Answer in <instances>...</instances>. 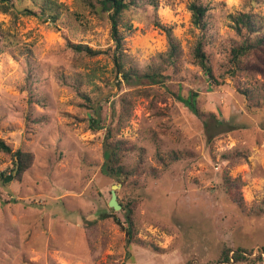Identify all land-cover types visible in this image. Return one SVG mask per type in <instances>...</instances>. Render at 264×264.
Segmentation results:
<instances>
[{
  "label": "rangeland",
  "instance_id": "obj_1",
  "mask_svg": "<svg viewBox=\"0 0 264 264\" xmlns=\"http://www.w3.org/2000/svg\"><path fill=\"white\" fill-rule=\"evenodd\" d=\"M98 1L0 0V138L34 157L17 179L0 151V264H213L223 243L252 250L238 264H264V212L253 211L264 199V47L244 57L245 69H228L243 37L231 17L249 12L264 24V0L131 4L117 23L122 66H157L161 82L118 72ZM191 3L207 7L206 27ZM199 40L217 82L195 62ZM192 90L198 114L179 99ZM108 125L133 146L124 164L138 171L126 180L101 171ZM226 175L240 178L241 204L226 195ZM118 182L117 197L136 201L129 242L108 206Z\"/></svg>",
  "mask_w": 264,
  "mask_h": 264
},
{
  "label": "trees",
  "instance_id": "obj_2",
  "mask_svg": "<svg viewBox=\"0 0 264 264\" xmlns=\"http://www.w3.org/2000/svg\"><path fill=\"white\" fill-rule=\"evenodd\" d=\"M98 2L100 4L101 10L107 12L108 18L111 22V36L114 41V50L118 52L117 54L114 52V62L115 66H117L118 72H121L122 77L126 80L134 76H143L144 78H149L154 82H161L165 76L161 74L160 69L157 66L150 67L149 69L141 72L142 74H139L136 70L124 69L122 66V36L117 29V23L119 22L120 18L123 17L125 11L129 9L130 5L134 3L136 4L137 0H99ZM206 8V6L197 3H191L189 5L188 9H190L192 12V17L195 24L206 27L207 23L204 18L207 11ZM41 10L45 11V8L41 7ZM231 20L232 27L236 33L243 36L241 38V42L230 49L231 67L228 69L230 73L235 74L236 70H242L246 68V64L243 61L245 56H247L252 51H256L259 48L264 47V24L258 23L255 19H253V15L249 12H239L236 16L231 17ZM166 33L170 43L167 57L169 60H171V62H174L178 53V46L175 40L171 38V31L166 29ZM203 46L204 45L202 41L199 40L194 46L193 57L199 68H201L209 78H213V80L217 82L215 76L213 75L212 69L208 64V57L203 49ZM71 47L78 52H85L89 55H94L98 52L82 43H71ZM196 96H198V92L192 90L186 97L181 96L179 99L193 113L198 114ZM128 110L129 106L125 107L124 105L119 117L123 118L126 116L128 114ZM92 122V127L100 128V125H98L99 119L93 118ZM117 129V127L115 128L110 125L106 126L102 143L101 154L103 162L101 165V171L106 176L116 180H121L123 178L126 180L137 173L138 166L128 167L124 164L126 154L133 149V146H131L126 140L115 137V132ZM0 151L10 156L12 162L10 171L13 172L14 178L20 179L33 163L34 157L32 152L24 151L21 148L12 149V147L1 138ZM173 158H175V156H173ZM0 175L2 177L4 176L3 173H0ZM240 185L241 180L239 177L232 178L231 176L226 175L223 178L222 186L226 195L233 202L238 204H241L243 201L241 192L238 190ZM117 199L121 205L119 211L121 212L126 223L125 230L129 242L132 240L135 234V225L132 213H134L136 201L134 199L123 201L118 197ZM253 211L256 213L264 212V199L259 202L257 207L253 208ZM108 217H111L109 213L101 212L100 218L105 219ZM118 219L119 218L114 215V220H117L118 222ZM258 251L259 255L257 258L261 260L264 258V245H260ZM251 253V249L243 248L242 246L233 248L223 243L221 244L218 258L213 264H238L243 261H253L254 259L249 257Z\"/></svg>",
  "mask_w": 264,
  "mask_h": 264
},
{
  "label": "water",
  "instance_id": "obj_3",
  "mask_svg": "<svg viewBox=\"0 0 264 264\" xmlns=\"http://www.w3.org/2000/svg\"><path fill=\"white\" fill-rule=\"evenodd\" d=\"M9 178L10 177H7L5 180L8 181ZM120 185H121V182L113 184L111 187V191H110L111 196H110V199L108 201V206L113 208L114 210H119L121 208V205L118 202L117 193H116V189L118 187H120Z\"/></svg>",
  "mask_w": 264,
  "mask_h": 264
}]
</instances>
